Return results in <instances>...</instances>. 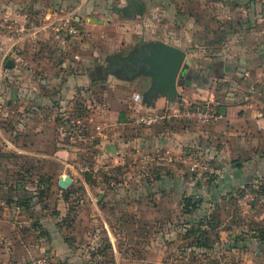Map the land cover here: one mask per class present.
<instances>
[{"label":"crops","instance_id":"obj_1","mask_svg":"<svg viewBox=\"0 0 264 264\" xmlns=\"http://www.w3.org/2000/svg\"><path fill=\"white\" fill-rule=\"evenodd\" d=\"M133 1L114 0L115 4L112 7L114 10L111 7L106 10L108 14L125 13L142 16L149 9L153 14L161 4L165 7L161 9L162 13L170 18V15L175 14L177 9V6L173 7L171 0H138L144 5L143 13L135 11L132 6L131 12L126 11L125 8L129 7ZM227 1L233 2V8L240 2L238 0ZM249 2L246 0L244 4L249 5ZM90 3L91 0H0V19H10V23H13L15 28V31H11L9 28L0 26V123L9 125L7 131L9 146L21 153L42 154L51 159L62 161L66 167L74 169L76 175L65 172L61 176H71L73 179L71 184L77 182L84 184L91 193L93 183H90L86 178L94 174L93 170L96 169V165H92V157L94 161L96 158L99 161H104L106 158L117 162H120V159L121 161H123L122 159L136 161L147 152L150 157L145 156L146 163L153 162L155 164L159 161L156 159L158 153H179L188 146H199L206 152L210 161H216L218 164L215 171L220 176L215 182L209 183L204 179L197 180L191 174L184 173L178 164L168 165L171 170H163L160 178L155 181L142 180L143 184H136L134 180L125 182V184H129L127 186L129 188L136 187L134 188L135 196L142 197V201L145 200V196L160 197L166 207L158 215L163 222L167 223L170 221L167 215L169 214L168 202L171 199L177 197L180 200L185 194L194 195L192 197L201 201L203 197L199 194L201 191L209 194L211 190H214L212 193L216 194L221 189L227 190L235 185L249 182L255 178V174L261 176L264 160L258 162V168L255 166L256 160L254 159H249L240 165L238 162H233L232 165L229 162L244 153L239 147L235 148L233 143L235 139H242L243 137L240 135L246 131L264 132V114L261 111L263 101L259 97L264 95V64L259 65V63L255 67H249L245 73H234V53L232 51L231 54L228 53L229 45L224 43L227 51L216 59L214 57L216 45L209 40H204V45L199 46L195 41L198 31L213 32L228 26L226 24L224 27L222 24L226 22L223 20L224 17H228L229 14L225 16L221 14L224 11V13L229 11H227L228 6L230 11L240 12L245 9V5L232 10L229 2L220 4L216 0L206 10L207 15L201 16L199 19H192L189 14H186L185 18L182 17L180 14L188 9L184 5L186 9L178 10L179 12L176 13L178 17L174 16V21L183 22L179 28L190 34L182 40L169 31L152 36L147 40L141 39L142 31H138L137 35H134L136 39L132 37L121 39L119 42L121 47L117 50L118 52H115L121 56H130L141 44L144 46L157 40L185 50L191 58L195 59L194 72L197 77L186 84L181 80L177 86L178 96L183 95L198 103L205 100L214 101L222 114L220 120L213 124L175 122L142 127L143 125L138 124L133 118L137 111L161 110L168 103V96L161 94L150 103L145 101L144 94L152 83L150 77L142 74L133 79L115 72H105V68L109 65V60H107L109 56H99L96 51L89 53L88 45L83 42L80 35L71 38L68 46H60V49L63 50L62 54L41 56L40 50L38 52L31 51L35 50L39 42H32V39H27L26 33L18 30L23 27L26 15L30 13H39V16L44 14L45 17L66 12L77 13L80 23L86 27L87 31L92 32L95 39H101L100 43L110 47L114 37L109 38L113 33L109 29V22L113 21V18L91 14ZM224 5L227 9L222 11ZM98 6L95 5L92 10L99 9ZM102 6L105 9L109 5ZM90 16L104 19V22H91ZM128 20L123 21V24L129 25L131 19ZM260 21L258 20L257 23L259 24ZM44 32H40L39 40L42 39L41 41H47L46 37L49 33ZM121 33L118 32L117 35L123 36ZM226 35L229 38V36H233V33L229 30ZM41 41L40 43L44 44ZM223 42L224 39L221 41L222 45ZM182 43H189L192 50L187 51L180 45ZM28 50L31 52L27 53ZM64 50L66 51L64 52ZM107 51L112 53V50ZM249 51L254 52L255 49ZM198 53L202 60L198 58ZM256 53L259 52H255L254 56L250 58H256L255 56H258ZM112 55L110 54V56ZM216 60L218 61L217 65H215ZM9 61L11 64H8ZM211 70L215 71L207 76V72ZM104 83L105 85H103ZM106 83H109V87ZM140 91L143 98L136 101L134 94ZM82 94L89 96L87 111V108L79 102L83 98ZM83 113L85 114L83 115ZM0 130L4 133L5 128L2 127ZM77 140L84 141L87 148L81 146ZM112 143L117 146L115 153L109 152ZM85 148L88 151L86 155L81 152L85 151ZM123 153L126 154L122 155ZM86 156L91 163L87 167L83 166L80 160ZM241 157H244V154ZM85 169L90 170V173H86L83 177L79 170L86 171ZM105 169H109V172L115 171L112 165L105 166ZM135 169L138 168L132 167L129 173H134ZM61 176L58 178V187L64 190L66 188L59 186ZM137 178L140 179V177ZM101 184H106V182L103 181ZM120 184L122 182H118L117 185ZM138 185L140 186L138 187ZM15 188V196L9 192L2 197L0 195V202L7 205L5 211L0 214V236L3 234L0 238V264H30L31 259L41 255L42 250L48 244L53 246L51 253L59 262L57 264H63L62 261H59L61 258H65V264H90L91 261L72 254L63 236L66 227H62L58 223L50 226L49 219L56 221H61V219L50 218L40 212L38 207H40L41 201L35 202L36 192H33L38 188V184L23 181L15 185ZM24 190H28L26 191L28 194L25 195ZM123 193L122 189L118 188H115L112 193H107L104 189L97 196L101 201V203L98 202V205H117L122 200ZM61 201L63 198L59 199L60 203ZM136 206L137 203L132 202L129 209L132 211ZM151 206L147 207L152 209L153 206ZM150 214V216L147 214L142 217V213H140L134 218L140 217L143 222L151 223L154 221V217L152 213ZM12 222H19V225L16 226ZM4 224L5 226H3ZM6 225H9L8 228ZM39 225L45 226L48 237L39 235ZM263 245L259 247L261 255H264Z\"/></svg>","mask_w":264,"mask_h":264},{"label":"rangeland","instance_id":"obj_2","mask_svg":"<svg viewBox=\"0 0 264 264\" xmlns=\"http://www.w3.org/2000/svg\"><path fill=\"white\" fill-rule=\"evenodd\" d=\"M217 1L220 4L229 2L232 10L245 5V9L240 12L230 11L229 6L228 9L225 8V5L222 7V11L225 9L230 11L226 12L227 14L224 13L225 11L221 13L223 16L229 14L228 17L225 16L223 19L226 22L223 21L222 25L224 27L226 24L228 25L224 28L225 30H228L230 22L235 20L238 14L246 13L248 9V4H244L246 0H238L240 2L234 6L235 8H233L232 1ZM96 2H99V9H91V14L113 18V21L109 22V29L113 31L111 33L112 36L109 38L114 37L113 44L109 47L100 43L102 40L95 39L92 32L87 31L86 27L81 23L79 35L83 42L88 45L89 53L96 51L99 56H110V54L119 55L115 54V52H118L117 50L121 47L119 46L121 39L124 38L125 40L126 38L129 39V37L136 39L134 35H137L138 31H142V40L161 35L160 33H166L167 31L173 35L176 34L179 40L184 39L190 34L179 28L183 24L182 21H174V16L178 17L177 11L187 7V11L182 12L180 15L184 17L189 14L192 19H199L201 16L205 17L207 15L206 10L216 0H171L173 7L176 8L177 6V9L175 14L170 15V18L165 13H162L161 9L164 6L161 4H159L157 11L153 14L149 9L144 15L136 16L134 14L113 12V14H108L106 9L115 4L114 0H96ZM255 2L264 3V0H256ZM102 5L109 6L104 9ZM74 15L77 16V13H74ZM27 18H36V24L40 26L46 17L44 14L39 16V13H30L26 15V21ZM251 18L256 23L255 28L249 30V32H244V35H240V37L237 35L229 36L235 42L234 54L242 52L245 47L249 50L257 49L264 42V17L256 18V15H252ZM128 19H131V22L129 25H124L123 21H129ZM0 20L11 22L9 21L10 19ZM258 20H261L259 24L257 23ZM26 26L28 28L25 31L27 39H32V42H39V47L36 46L35 50L31 51L38 52L40 50L39 53H42L40 55L44 57L63 53V50L60 49L59 40L57 41L53 34H48L46 37L47 41H41L42 39L39 40V35L40 32L45 33L44 29L40 28L35 31L34 29L32 30L30 25ZM118 32H122L123 36L119 37L117 35ZM40 41L44 44L40 43ZM247 44L249 45L248 47ZM180 45L185 47L187 51L192 50L189 43ZM107 50H112V53ZM31 51L28 50L27 53ZM106 85L109 87V83H106ZM82 96L83 98L79 102L87 108V111L89 109L87 107L89 104L87 98L89 96L85 94H82ZM259 97L263 101L261 111L264 114V95ZM142 113L143 111H137L133 118L135 119ZM2 127L5 128V131L2 133L0 130L1 197L8 192L15 196V185L20 182L29 181L38 184V188L34 189L33 192H36L35 196L37 198L39 196L41 198V204L38 207L40 212H43L42 215L50 216V218L58 217L61 219V221L49 219V224L53 226L58 223L62 227H66L65 233H63L64 240L75 256L85 258V260L96 264H264V255L259 253L261 252L259 247L264 244V240L260 239L264 232V169L261 176L255 174V178L249 182L235 185L227 190L218 189L219 191L216 194L212 193L214 190H211L209 194L205 191L199 192L203 196L201 201L190 207H185L184 200L186 197L191 196L183 194L180 200L177 197L171 199L168 202L169 214L167 215L170 221L167 223L166 221L163 222L158 215L166 207L160 197L145 196V200L142 201V197L135 196L134 188L136 187L129 188L127 187L129 184H125V182L132 180L136 184H143L142 180L152 182L160 178L159 176L163 170H171V167L162 161L157 160L158 162L155 164L153 162L146 163L145 156L150 157L147 152L144 151L143 156L136 161L134 159L132 161L122 159L123 161H121L120 159V162H117L110 158H106L104 161H99L96 158L94 161L92 157V165H96V169L93 170L95 175L92 174L86 178L90 183H93L91 185L92 193L84 184L79 182L71 184L63 190L58 187L59 176L64 175L65 172L76 175L74 169L66 167L62 161L51 159L42 154H25L11 148L7 143L9 125L0 123V129ZM240 136L243 138L240 140L235 139L233 143L235 148L239 147L244 153L239 154L240 157H234L233 161L229 163L232 165L233 162H238L240 165L242 162L245 163L249 159H254L256 160L255 166L258 168V162L264 160V132L253 133L246 131ZM77 142L87 148L84 141L77 140ZM86 148L85 151H81L84 155L88 152ZM125 154L123 153L122 155ZM243 154L244 157H241ZM249 155L252 157L249 158ZM253 156L255 157L253 158ZM80 160L85 167L91 164L87 156L80 158ZM107 165H112L115 171L109 172V169H105ZM211 165L214 168V173L207 177L206 181L209 183L215 182L220 176L215 171L218 168L217 162L211 161ZM132 167H137L138 169H135L134 173H129ZM85 170H79L83 177H85L86 173H90V170ZM182 171L186 172L183 168ZM186 174L189 173L186 172ZM137 177H140V179ZM103 181L106 184H101ZM118 182H122V184L117 185ZM213 187L215 188L214 185ZM115 188L122 189V192H124L122 200L117 205L110 204L107 206L102 204L99 206L98 202L101 203L97 197L99 193L104 189H106L107 193H112ZM60 198H63L61 203L59 202ZM132 202H136L137 206L131 211L129 207ZM150 205L153 206H151L152 209L147 207ZM5 207L7 205L0 202V214L5 211ZM140 213H142V217L147 216V214L150 216V213H152L154 221L146 223L140 217L135 219L134 217ZM12 223L16 226L19 225V222ZM6 226L8 228L9 225ZM39 227V235L48 237L45 226L39 225ZM49 246L51 245H46L41 253L50 254L53 246L51 248ZM51 255L53 264H57L56 257L53 253ZM59 261L65 264L66 260L61 258Z\"/></svg>","mask_w":264,"mask_h":264},{"label":"built area","instance_id":"obj_3","mask_svg":"<svg viewBox=\"0 0 264 264\" xmlns=\"http://www.w3.org/2000/svg\"><path fill=\"white\" fill-rule=\"evenodd\" d=\"M26 25H30L32 30L38 31L40 28L53 34L54 37L63 47L70 44L73 37L79 36L80 20L73 13L66 12L64 14L46 16L45 21L38 26L36 18H27L23 27L18 28L19 31L25 33L28 29ZM0 26L15 31L13 23L0 20ZM30 28V29H31ZM134 99L139 101L142 94L137 92ZM222 114L217 109L214 101L205 100L201 103L193 102L183 95H179L173 102H168L161 110L144 111L138 115L135 120L143 126H154L159 123H175V122H195L201 124H213L220 120ZM156 159L163 163L178 164L186 172L194 176L197 180H206L208 176L214 173L210 158L206 152L199 146H188L179 153H158ZM30 264H53L52 256L48 253H42L31 259Z\"/></svg>","mask_w":264,"mask_h":264},{"label":"water","instance_id":"obj_4","mask_svg":"<svg viewBox=\"0 0 264 264\" xmlns=\"http://www.w3.org/2000/svg\"><path fill=\"white\" fill-rule=\"evenodd\" d=\"M132 7L135 11L143 13L144 5L138 0L132 2ZM131 5L125 10L131 12ZM91 22L103 23L104 19H99L96 16H90ZM144 55L138 58L141 63V70L134 74L131 78H136L140 75H146L152 79L150 88L145 92L144 99L150 103L158 95L168 96V102H173L178 96L177 86L183 80L191 68L192 58L187 52L177 46L165 43L161 40L145 44ZM119 62L129 59V56H121ZM11 64V61L8 62ZM109 152H117V146L112 143L109 147ZM73 179L71 176H61L59 186L67 188ZM200 200V197H198ZM90 264H95L90 262Z\"/></svg>","mask_w":264,"mask_h":264},{"label":"trees","instance_id":"obj_5","mask_svg":"<svg viewBox=\"0 0 264 264\" xmlns=\"http://www.w3.org/2000/svg\"><path fill=\"white\" fill-rule=\"evenodd\" d=\"M250 4L248 5V9L246 10V13H240L238 14L237 17H235V20H233L232 22H230L229 27L230 29L225 30V29H220V30H216L213 32H204V31H198L195 35V41L198 42V45L200 46L201 44L204 45V40H209L211 41L214 45H216L217 47L215 48V52H214V57L217 59L220 56L224 55V52L227 51V49H225L224 47V43L226 45L231 46V48H228V53L231 54V51L233 52L235 50V42L232 41L231 38H228L226 33L229 32V30H231V32L233 33V35H237L238 37H240V35H244L243 33L245 32H249V30L255 28L256 23L254 22V20L251 18L252 15H256V18H260V17H264V3H257L254 0L249 2ZM91 5V9L94 8L95 5H99V2H96V0H91V3L89 4ZM97 7V6H96ZM113 7V6H112ZM111 7V8H112ZM113 9V8H112ZM114 10V9H113ZM222 39H224L223 45L221 44ZM229 39V40H228ZM235 39V38H234ZM211 43V44H212ZM228 43V44H227ZM222 45V47H221ZM249 45L247 44V47ZM244 51V52H243ZM255 52H259L256 53L258 56H255L256 58L251 59V56H254ZM249 53H253L252 55ZM193 55H195L193 53ZM199 57V59L202 60V58H200V54H197ZM233 59H235L233 61L234 64V73H245L249 67H255L257 66L259 63V65H263L264 64V42L261 43L260 47L255 49L254 52H250L249 49H247L245 47V49H242V52H238L237 54H233ZM194 57L192 58V65L191 68L188 70L187 76L183 79L184 84H186L188 81L191 82V79H196L197 74L196 72H194ZM218 64V61H215V65ZM213 66V65H211ZM214 67V66H213ZM215 70H211L207 72V76L212 74V72H214ZM23 191V190H22ZM25 191V195L26 193L28 194V190H24ZM24 195V196H25ZM36 197V201L35 202H40L41 198L39 196V198ZM32 198V196H31ZM184 205L185 207H190L198 204V201L196 198L194 197H186L184 200ZM261 240H264V232L262 233V235L260 236Z\"/></svg>","mask_w":264,"mask_h":264},{"label":"flooded vegetation","instance_id":"obj_6","mask_svg":"<svg viewBox=\"0 0 264 264\" xmlns=\"http://www.w3.org/2000/svg\"><path fill=\"white\" fill-rule=\"evenodd\" d=\"M137 48L138 49L134 50L129 56V59L125 61L119 62L120 57L117 55L109 56L107 58V60H109V65L105 68V72H115L118 73V75L131 78L142 68L141 63L138 62V58L142 57L145 51L142 44Z\"/></svg>","mask_w":264,"mask_h":264}]
</instances>
